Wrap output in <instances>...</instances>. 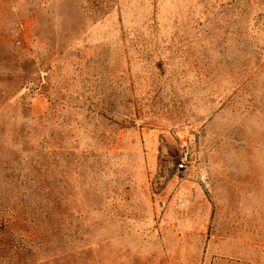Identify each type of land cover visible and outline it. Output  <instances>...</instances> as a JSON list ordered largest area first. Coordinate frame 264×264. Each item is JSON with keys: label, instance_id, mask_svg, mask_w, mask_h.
<instances>
[{"label": "rangeland", "instance_id": "1", "mask_svg": "<svg viewBox=\"0 0 264 264\" xmlns=\"http://www.w3.org/2000/svg\"><path fill=\"white\" fill-rule=\"evenodd\" d=\"M257 2L0 0V264H264Z\"/></svg>", "mask_w": 264, "mask_h": 264}, {"label": "built area", "instance_id": "2", "mask_svg": "<svg viewBox=\"0 0 264 264\" xmlns=\"http://www.w3.org/2000/svg\"><path fill=\"white\" fill-rule=\"evenodd\" d=\"M188 156H189L188 152L184 151L182 153V159H181V161L178 164V170L182 171L186 176H190L191 175V173H190V171L188 169V163H189Z\"/></svg>", "mask_w": 264, "mask_h": 264}, {"label": "trees", "instance_id": "3", "mask_svg": "<svg viewBox=\"0 0 264 264\" xmlns=\"http://www.w3.org/2000/svg\"><path fill=\"white\" fill-rule=\"evenodd\" d=\"M257 3H258V9H259V18L261 19L264 17V0H258ZM37 89H38V85L33 84V86L30 88V91L34 93L35 91H37ZM5 223L7 222L0 221V229H3L4 227H6Z\"/></svg>", "mask_w": 264, "mask_h": 264}]
</instances>
